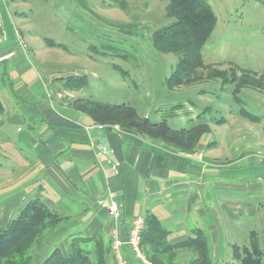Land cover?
<instances>
[{
    "label": "rangeland",
    "instance_id": "374dc122",
    "mask_svg": "<svg viewBox=\"0 0 264 264\" xmlns=\"http://www.w3.org/2000/svg\"><path fill=\"white\" fill-rule=\"evenodd\" d=\"M207 1L216 13L217 24L201 50L205 64H215L221 69L235 66L239 70L238 73L243 69L263 72L264 0ZM6 3L2 6L7 29L13 30L15 26L17 39L25 41L21 47L26 52H30L27 43L29 41L45 59L47 58L49 62L45 66L36 67L41 72L42 79H46L50 84L47 89L44 88L46 100L43 98L31 102L20 98L17 101L9 89L13 75L10 65L3 67L0 64V95L10 108L28 107L33 112H37L44 105L57 108L59 98L55 93L60 91L64 94L69 91L64 89L65 79L71 75H86L88 82L75 93L76 98L110 104L127 103L134 106L141 117H148L153 122L166 120L176 129H191L199 120L208 121L212 130L204 135L201 143H218L219 134L224 131L225 125L217 124L213 119L229 120V112L242 107L260 118L256 128L258 135L264 134V91L242 88L238 95L241 102L236 100L233 94L234 85H223L219 79L205 78L176 88L167 85L166 78L175 71L181 55L158 52L153 47L152 35L163 25L173 22V19L167 16L169 0H7ZM5 19L3 16L4 21ZM4 32L7 37L5 23ZM0 34L5 38L3 31H0ZM45 38L64 44L66 49L48 46ZM113 64L120 66L128 74L124 77L119 70L112 68ZM199 71L204 76L207 73ZM60 98L66 101L64 97ZM177 104H183L184 107L177 110L175 115H169V110ZM15 116L13 111L4 114L5 119L10 117L11 120H6L5 125L0 128V174L12 168L19 170L23 165L25 169H29L22 161L30 159L36 152L29 142L24 143L17 138L24 137L30 129L27 122L17 124L12 121ZM33 117L39 118L37 114ZM235 117L244 124L249 123L245 117ZM34 124L33 132L38 133L40 121ZM19 127L24 131L19 132ZM227 149V146L222 144L216 151L217 156L225 157ZM224 161L221 159L219 164L207 169L208 172L214 169V173L206 176L215 188L216 203L220 202L222 194L231 198L233 195L240 196L243 201L248 200V211L258 217L259 210L255 209L257 207L254 205L257 202L264 205V163L258 165L248 160L245 167H242L229 166L223 163ZM22 173L24 172L19 171L18 175ZM5 175L6 180L12 177L9 173L2 174ZM15 181L17 180L0 186V202L7 196L3 194L4 189L10 190L9 196H18L24 190L23 186H19L23 179L19 183ZM20 208L11 210L9 218L18 216ZM248 225L250 226V223L246 224ZM5 226L6 224L0 223V228ZM246 228L249 231L256 230L264 251V219ZM65 231L66 229H62L55 234L47 231L42 241L31 250L32 257L38 248L41 251V262L55 248L68 256L76 254L79 247L84 248L81 243L79 247L63 245ZM245 231L238 234L241 245L249 241V236L245 237ZM209 239L212 242L210 236ZM181 251H177L174 264H185L186 259L193 255L190 250ZM211 257L214 264L236 262L233 260L232 249H222L218 255L211 250ZM110 262L113 264L111 254L107 256V263L111 264ZM132 264L141 263L133 259Z\"/></svg>",
    "mask_w": 264,
    "mask_h": 264
},
{
    "label": "crops",
    "instance_id": "0c3cea01",
    "mask_svg": "<svg viewBox=\"0 0 264 264\" xmlns=\"http://www.w3.org/2000/svg\"><path fill=\"white\" fill-rule=\"evenodd\" d=\"M6 1L2 0V5ZM3 16L5 19L4 8ZM9 16L12 17L11 13ZM4 23L7 37L0 34V64L3 67L10 65L13 73L10 87L8 83L10 93L17 101L20 98L31 102L46 100L44 88L50 84L42 79L36 66L43 67L49 61L29 41L30 52H26L16 37L15 26L13 30L7 29L6 19ZM77 92L65 91L63 94L59 91L55 93L59 98L57 108L44 105L37 112L28 107L10 108L0 95L3 105L0 128L6 120H11L10 117L5 119L4 114L13 111L16 116L12 121L17 124L27 122L30 129L24 137L17 138L36 149L34 156L22 161L29 169L24 165L19 170L10 167L2 173L12 175L8 180L6 175L0 174L1 187L15 179L18 183L23 179L19 186L24 187L18 196H9L8 188L3 190L7 196L0 202V223L7 225L11 210L19 209L29 194H37L42 187L41 199L66 218L59 227L50 230L55 234L66 229L65 246L85 238H103L112 243L115 227L122 240H126L134 219L145 217L147 213L155 214L161 225L170 230L171 243L186 240L193 236L194 229H202L211 237V250L216 255L222 249L234 252L233 245H245L240 244L239 235L246 227L263 221L264 205L258 202L254 205L259 210L257 217L248 211V200L243 201L240 196L231 198L222 194L217 204L215 188L206 175L214 173V169L209 172L207 169L219 164L221 159L229 166L245 167L248 160L258 165L264 163V134L258 135L256 128L260 118L256 122L245 117L249 123L244 124L235 117L240 115V109L231 110L230 121L224 118L222 123L225 129L219 134V142L213 146L197 143L191 154L131 129L92 128L97 124L68 104L69 99L76 98ZM35 114L38 119L33 117ZM36 121H40L38 133L33 132ZM18 131L24 129L19 127ZM222 144L227 146V154L219 158L216 151ZM19 171L24 173L19 176ZM113 200L121 210L119 221L108 210ZM247 223L250 226H246ZM252 231L256 230L247 229L245 237L250 239ZM81 244L84 249L93 247L90 241ZM124 251L132 264L135 257L126 246ZM40 256L38 248L29 264H42Z\"/></svg>",
    "mask_w": 264,
    "mask_h": 264
},
{
    "label": "trees",
    "instance_id": "16d2710c",
    "mask_svg": "<svg viewBox=\"0 0 264 264\" xmlns=\"http://www.w3.org/2000/svg\"><path fill=\"white\" fill-rule=\"evenodd\" d=\"M122 6L125 8L124 5ZM167 16L172 18L173 22L153 32L152 44L158 52L181 55L175 71L166 78L170 88L193 84L205 78L219 79L223 85H234L233 94L236 100L241 102L238 95L242 88L249 87L264 91V71L243 69L238 73L239 70L235 66L221 69L215 64H205L201 50L217 24L216 13L207 0H169ZM45 42L48 46L66 49L64 44L51 38H45ZM92 49L96 51L94 47ZM112 66L124 77L128 74L120 66L116 64ZM199 70L207 71L206 75L204 76ZM87 82L86 75H71L65 79L63 86L69 91H79ZM68 104L85 113L96 124H117L191 154L197 143H200L204 135L211 131L208 121L204 120H199L191 129L173 128L166 120L153 122L148 117H141L137 109L127 103L110 104L85 98H72L69 99ZM183 107V104L173 106L169 110V115H175L177 110ZM2 109L3 105L0 101V111ZM239 114L256 122L259 120L257 115L244 107L240 108ZM213 122L222 124L224 118L213 119ZM215 144L211 142L208 146ZM40 190L37 194L27 197L21 205L18 216L12 218L5 227L0 228V264H29L34 246L42 241L47 231L59 227L66 220L41 199ZM170 234V230L161 225L155 214H146L141 245L147 257L155 264H174L177 251L181 249L193 253L186 259L185 264H214L209 237L202 229H194L193 236L177 243L169 241ZM82 241L92 242V249L79 247ZM71 245L79 247L76 254L64 255L60 249L55 248L42 264H108L107 256L111 254V243L103 238L76 239ZM233 249V260L236 262L232 264H264V251L256 231L251 232L247 244L233 245Z\"/></svg>",
    "mask_w": 264,
    "mask_h": 264
},
{
    "label": "built area",
    "instance_id": "2783aa9c",
    "mask_svg": "<svg viewBox=\"0 0 264 264\" xmlns=\"http://www.w3.org/2000/svg\"><path fill=\"white\" fill-rule=\"evenodd\" d=\"M1 5H2V0H0V31H3V35L6 38L4 32V20H3ZM15 32L18 35L17 30ZM18 41L20 42L21 45L25 43V41L22 42L20 39H18ZM95 127L98 128L111 127L117 130L120 129V126L117 124L103 125L97 123V125L96 126L94 125L92 128ZM112 196L115 198L116 195L112 194ZM100 203L103 204L104 201L101 200ZM108 210L109 213L113 216V218L119 221V219L121 218V210L119 204L115 200H113L112 203L108 206ZM144 228H145V217L144 216L136 217L131 225L128 238L126 240H122V238L119 235L118 229L115 227V230H113L112 233V243H111V256L113 259V264H130L124 251L125 246L129 249V251L135 257V259H137L141 264H155L147 257L146 253L142 249L141 239Z\"/></svg>",
    "mask_w": 264,
    "mask_h": 264
}]
</instances>
